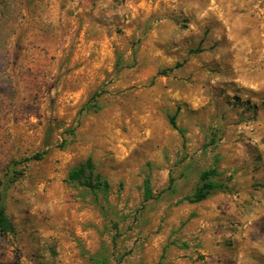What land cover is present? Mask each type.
<instances>
[{"label": "rangeland", "instance_id": "374dc122", "mask_svg": "<svg viewBox=\"0 0 264 264\" xmlns=\"http://www.w3.org/2000/svg\"><path fill=\"white\" fill-rule=\"evenodd\" d=\"M1 204L0 264H264V0H0Z\"/></svg>", "mask_w": 264, "mask_h": 264}, {"label": "trees", "instance_id": "16d2710c", "mask_svg": "<svg viewBox=\"0 0 264 264\" xmlns=\"http://www.w3.org/2000/svg\"><path fill=\"white\" fill-rule=\"evenodd\" d=\"M171 122L174 127L177 126L176 116H172ZM44 153H38L35 158L41 159ZM220 171L217 166H212L208 169L203 170L200 173V183L196 191L188 197L191 202H200L209 197L215 190L224 187V184L216 180L219 176ZM69 179L72 182L80 183L81 185L87 186L92 190H99L104 193L109 192L111 189L110 183L103 178L99 173H96L95 166L91 158L86 161L79 163L69 173ZM147 197H150L147 194ZM14 230V225L7 216L5 206L0 205V232L6 235L9 231Z\"/></svg>", "mask_w": 264, "mask_h": 264}]
</instances>
